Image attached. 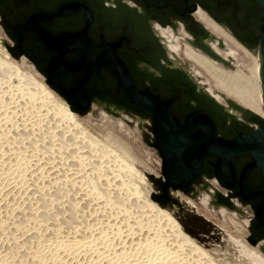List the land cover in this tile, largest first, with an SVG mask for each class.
<instances>
[{
	"label": "bare ground",
	"instance_id": "1",
	"mask_svg": "<svg viewBox=\"0 0 264 264\" xmlns=\"http://www.w3.org/2000/svg\"><path fill=\"white\" fill-rule=\"evenodd\" d=\"M196 16L233 47L229 55L244 71L213 60L220 68L187 46L172 51L264 117L259 52L243 49L201 11ZM35 71L0 46V264H264L259 247L239 237L228 234L237 254L228 262L189 235L151 198L131 157L87 129ZM186 200L225 230L208 198L202 211Z\"/></svg>",
	"mask_w": 264,
	"mask_h": 264
},
{
	"label": "flooded vegetation",
	"instance_id": "2",
	"mask_svg": "<svg viewBox=\"0 0 264 264\" xmlns=\"http://www.w3.org/2000/svg\"><path fill=\"white\" fill-rule=\"evenodd\" d=\"M69 2H79L92 13V20L86 31L92 43L91 60H95L107 48L102 45V35L108 43L120 42V37H125L121 39L120 45L116 46V55L128 67L139 91L148 90L163 100H171L170 114L176 117L181 125L186 124L189 114L194 118L199 113H206L214 121L217 135L232 140L241 132L249 134L263 126L264 118H258L259 115L255 111L233 98L228 97L225 102L218 100L209 87L205 86L208 82L212 89V82L195 64L182 57V52H173L170 45L178 44L180 50L187 46L193 51L207 52L233 68L225 70L244 71L242 64L237 62L238 59L229 55L233 47L200 21L196 14L201 11L210 22L228 33L231 38L234 39V35L247 46L253 47L256 46L253 34L259 36L256 26L257 19L261 17L258 1L0 0V21L8 42H13L11 47L19 56H24L22 59L31 61L35 70L37 68L36 71L39 70L38 73L46 77L52 86L47 84L78 110L86 113L96 105L107 112L119 111L139 119L151 120L153 139L150 141L159 157L157 177L153 181L156 188L154 196L160 204L168 208L176 207L182 204V201L175 197L180 195V199L186 202V198L196 201L200 200V195L205 192L208 196L207 205L213 208L239 209L243 205L251 211L248 226L252 241H257V244L264 242V223L257 213L259 199H245L239 193L242 171L254 160L251 152L240 153L234 157L237 182L233 185L221 181L216 165L220 153L212 150L205 152L198 174L182 185V181L173 180L165 173L166 157L157 146L155 112L133 102L124 86L118 82L115 65L105 64L99 68V73L97 69L91 72L84 86L88 103L83 108L79 107L78 99L72 101L64 91L71 92L79 84L86 73V67L58 70L59 86L49 79L50 60L58 55L59 51L48 47L39 34L42 33L39 28L57 37L63 33L83 30L88 21L83 10L56 14L63 4ZM43 14L53 16L46 21L29 22L33 16ZM234 41L238 43L235 39ZM197 51V54L209 59ZM186 65L193 66L194 70L186 69ZM230 161L231 157H224L221 161V174L227 182L234 180ZM260 217L264 221V206Z\"/></svg>",
	"mask_w": 264,
	"mask_h": 264
},
{
	"label": "water",
	"instance_id": "3",
	"mask_svg": "<svg viewBox=\"0 0 264 264\" xmlns=\"http://www.w3.org/2000/svg\"><path fill=\"white\" fill-rule=\"evenodd\" d=\"M257 1L261 14L258 45L249 47L234 35L232 36L251 52H259L264 100V0ZM75 10H83L87 14L88 21L83 30L73 33H63L57 37H53L47 31L39 28L42 30V33L39 34L48 47L59 51V54L50 60L48 69L49 79L59 86L58 70H77L80 67H86V73L79 84L71 92L63 90L72 101L78 99L79 107L83 108L88 103L84 86L91 72L97 69L99 73V68L104 64L115 65V73L119 78L118 82L124 86L133 102L155 112L157 146L166 157L165 173L173 180L182 181V185L189 182L201 170L204 154L208 150L220 153V158L216 164L218 176L223 183L233 185L237 182L233 165L234 157L240 153L251 152L254 155V160L246 165L242 171L241 190L239 193L245 199L252 197L259 199L260 203L258 204L257 213L260 220L264 223L260 217L261 209L264 206V125L249 134L241 132L232 140L224 139L217 135L216 125L206 113H199L194 118H191L189 114L186 124L181 125L178 119L172 117L170 114L171 100H163L159 95L151 93L148 90L141 92L135 86L128 67L116 55L115 51L116 46H119L121 39L125 37H120V42L108 43L102 35V45H106L107 48L95 60H91L92 43L86 33L92 20L90 10L79 2H69L63 4L60 11L56 14H68ZM52 16L46 14L36 15L29 22L34 23L37 20L46 21ZM201 52L222 66L229 67L217 57L204 51ZM224 157H231L230 165L234 175L232 182L225 181L221 174V161Z\"/></svg>",
	"mask_w": 264,
	"mask_h": 264
},
{
	"label": "rangeland",
	"instance_id": "4",
	"mask_svg": "<svg viewBox=\"0 0 264 264\" xmlns=\"http://www.w3.org/2000/svg\"><path fill=\"white\" fill-rule=\"evenodd\" d=\"M260 20L261 17L259 16L256 22L258 33L260 32L261 26ZM12 44L13 42H8L0 21V46L7 49L8 51V46H12ZM238 44L242 46L240 43ZM257 45L258 43L256 44V46ZM243 48L246 49L245 47ZM246 50L249 51L248 49ZM9 54L11 55L12 53L9 52ZM11 56L14 57L18 62H22V57H24H15L13 54ZM31 63L32 62L29 61V64ZM193 66L186 65V69L193 71ZM35 72L37 74L40 73L39 70V73L37 71ZM40 76L44 79L45 82L47 81L46 77H43V75ZM203 79L207 82L204 77ZM205 86L207 88L209 87L210 90V85L208 82ZM212 88L213 90L211 92H213L216 98L218 100H221V102H225V99H227L228 96L220 92L219 90H216L214 87ZM73 114L77 115L78 118H81L84 121L86 128L91 130L95 135L108 143L114 144L118 150L126 152L129 157H131L134 165L138 169L146 173L150 184L151 198L155 202H157L158 200L154 196L156 188L153 181L157 177L156 174L159 168V157L156 154L153 143L150 141L153 139L151 120L139 119L119 111H117V113L107 112L101 108H98L96 105H93V107L86 113H79L80 115L78 113ZM258 115L264 118L262 115ZM130 153L132 154V156ZM180 197V195L175 197L180 202L182 201V204L177 205L176 207L168 208L163 204L160 205L162 208L169 211L179 221V223L189 235H191L200 244L204 245L209 250L214 251L217 254V257L224 258L228 262L236 260V250L234 245L230 241L229 235L239 237L242 240L253 245L249 241L250 230L248 226L251 211L248 210V208H246L245 206L242 205L239 209L236 206V208L232 209H218L207 205L208 210L212 211L213 214L216 215V217L221 221V224L226 227L225 230H222V228H220L217 224L205 218V216H203L190 203L186 202L184 199L181 200ZM205 198H208V196L204 192L200 195V200H194L198 205V209L200 211H202V205L200 203ZM224 210L226 212L225 217L222 214V211ZM226 219L230 222H228ZM244 227H246V229ZM243 229H245L246 231ZM254 246H258L259 249L264 253V242L256 244Z\"/></svg>",
	"mask_w": 264,
	"mask_h": 264
},
{
	"label": "trees",
	"instance_id": "5",
	"mask_svg": "<svg viewBox=\"0 0 264 264\" xmlns=\"http://www.w3.org/2000/svg\"><path fill=\"white\" fill-rule=\"evenodd\" d=\"M253 39H254V43L255 44H257L258 42H259V36H258V34H253ZM8 51L9 52H11L15 57H18L19 56V53H17L11 46H8ZM11 54V55H12ZM17 59V58H16ZM47 82H48V80H47ZM49 83V82H48ZM49 85H51L50 83H49ZM52 86V85H51ZM68 102V101H67ZM69 106H70V109H71V111L73 112V113H81V114H83L84 112H82V111H80V110H78L76 107H74L73 106V104L72 103H70L69 102ZM80 115V114H79ZM258 118H260V119H262L263 120V118H261L260 116H257ZM159 202V201H158ZM249 241L253 244V245H256L257 244V241H252V237L250 236L249 237Z\"/></svg>",
	"mask_w": 264,
	"mask_h": 264
}]
</instances>
